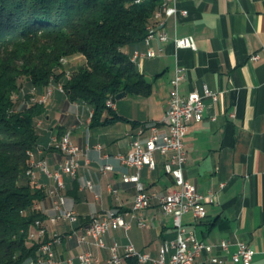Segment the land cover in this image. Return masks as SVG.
Segmentation results:
<instances>
[{"label": "crops", "instance_id": "crops-1", "mask_svg": "<svg viewBox=\"0 0 264 264\" xmlns=\"http://www.w3.org/2000/svg\"><path fill=\"white\" fill-rule=\"evenodd\" d=\"M170 4L177 12L163 18L166 41L155 36L149 42L143 39L123 48L131 60L136 51L150 48L156 52V56L134 61L145 79H150L146 94L126 92L115 99V109L102 112L95 125L92 105L70 101L57 88L44 102L45 112L37 120L39 139L30 158L31 168L45 159L54 169L62 159L56 145L66 133L81 148L89 147L79 157L76 174L64 176L65 187L60 193L65 203L60 211L53 210L52 199L41 192L43 185L53 188V180L40 170L30 177L40 191L34 209L42 214L45 229L42 237L36 227L31 233L40 241L64 235L55 248L54 264H79L78 254L84 250L92 252L99 264H107L108 249L99 248L85 233V227L107 210L131 218L136 189L132 183L123 182V175L138 172L152 193L175 188L173 178L164 171L165 158L160 153H156L154 169L139 170L123 164L115 155L127 153L131 136L147 123L158 122L161 132H169L164 120L178 69H183L178 86L182 97L193 90L203 93L205 85L217 95L216 100L204 99L203 119L192 121L185 136L188 161L184 176L199 192L213 193L216 198L215 202L205 203L203 220H196L192 212L182 216L183 225L207 245L194 264H214L212 258L235 264L231 257L239 242H246L253 251L249 264H264V0H170ZM157 24L158 19L153 18L149 25L157 29ZM185 37H193L196 50L176 47L174 40ZM255 54L259 58L253 60ZM62 60L64 79L85 63L82 54ZM62 82L53 80L51 84ZM47 87L34 90L24 79L18 87V97L23 99L20 108L29 107L24 101L32 90L41 97ZM97 143L101 150L94 148ZM105 163H110L113 170L103 174L100 169ZM110 187L119 189L117 197ZM65 210L74 211L76 220L66 219ZM138 220L145 225L140 226ZM103 238L106 245L113 241L122 246L132 243L138 251L156 258L164 242L175 240L176 230L172 217L164 216L159 203L153 200L149 207L135 212L130 230H109ZM222 238L228 241L227 248L221 247ZM120 252L124 255L123 249ZM122 264L154 263L124 256Z\"/></svg>", "mask_w": 264, "mask_h": 264}, {"label": "trees", "instance_id": "trees-1", "mask_svg": "<svg viewBox=\"0 0 264 264\" xmlns=\"http://www.w3.org/2000/svg\"><path fill=\"white\" fill-rule=\"evenodd\" d=\"M162 3L0 0V264H31L42 243L30 236L43 216L34 209L40 191L27 171L45 107L29 98V107L17 108L20 83L26 79L35 90L63 79L68 99L92 105V124H98L108 99L148 92L150 84L123 48L144 39ZM74 54L85 63L64 79L61 60Z\"/></svg>", "mask_w": 264, "mask_h": 264}, {"label": "built area", "instance_id": "built-area-1", "mask_svg": "<svg viewBox=\"0 0 264 264\" xmlns=\"http://www.w3.org/2000/svg\"><path fill=\"white\" fill-rule=\"evenodd\" d=\"M163 11H167V16L174 15L177 8L168 4ZM186 14V11H182ZM164 21L159 20L157 29L152 25H148V34L144 37L149 42L155 36L161 41H166L168 35L164 29ZM177 48L197 49V44L193 37L176 38L174 40ZM156 52L148 49L145 52L136 51L132 61L138 58L153 57ZM259 58L258 54L252 56L253 60ZM183 69H178L176 78L172 81L173 89L170 93L168 101V109L164 124L167 125L169 132H161L158 122H150L141 127L137 133L131 136L129 151L127 153H118L115 157L123 164L134 167L137 170L142 167L154 169L157 165L156 153H160L165 158L164 171L171 176L174 181L175 188L167 193L149 192L144 183L140 179L139 173L131 175H123V182L132 183L136 189V196L131 207V218L127 219L122 213L114 210L105 211L100 217H94L85 227V233L93 238L95 244L99 248H107L109 258L107 264H122L124 256L136 258L138 262L144 263L152 261L154 264H194L196 259L200 257L206 250L207 245L204 241L198 239L193 230H189L182 223V216L187 212H192L196 220L201 221L206 217L205 203L215 202L216 198L213 193L207 195L198 191L196 185L186 180L184 176V168L188 161V150L185 144V136L188 132L189 125L192 121L199 122L204 117L206 97H212L216 100V93L212 92L206 85L203 93L193 90L187 97H182L179 93V82L183 78ZM57 89L65 92L62 83L57 84ZM40 95H36L34 90L30 92V100L38 101ZM18 95L14 96V100L18 99ZM26 103V101H24ZM107 108L115 109V101L107 100ZM62 152V159L58 162L54 169H51L45 159L38 160L27 173L30 177H34L36 170L44 172L53 180V188L47 185L41 187V192L47 193L52 199V208L60 211L65 203V197L60 190L65 187V175H74L79 168V157L85 154L86 149L81 148L73 142L71 135L66 136L65 143L56 145ZM96 150H101L100 144H95ZM113 166L105 163L100 171L106 174L112 171ZM91 187L92 183L88 182ZM112 195L118 196L119 189L110 187ZM156 200L161 208L164 216H171L176 230V238L171 242H164L158 251V256L152 258L148 253L140 252L132 243L120 245L117 241H113L110 245H106L103 235L109 230L122 228L128 231L132 228V218L135 212L145 209ZM35 207V205H34ZM63 216L70 220H76V214L72 210H65ZM140 226L145 223L138 220ZM37 233L40 237L44 236L45 229L42 226V220L35 221ZM31 238H35V233H31ZM64 235H55L52 239L42 241L39 247V256L31 260V264H54L55 248L61 242ZM70 236V235H69ZM84 240V237L82 238ZM221 247L227 248L228 241L221 239ZM123 249L124 255L120 252ZM169 255V257H167ZM253 258V251L246 242H239L236 251L232 254V261L235 264H249ZM79 264H99V259L90 251L84 250L78 254ZM212 263L223 264L220 258H212Z\"/></svg>", "mask_w": 264, "mask_h": 264}, {"label": "bare ground", "instance_id": "bare-ground-1", "mask_svg": "<svg viewBox=\"0 0 264 264\" xmlns=\"http://www.w3.org/2000/svg\"><path fill=\"white\" fill-rule=\"evenodd\" d=\"M168 4V0H163V3L160 7V9H158V11L155 13V18L159 20L163 19L164 17H167V11H163L165 9V7ZM164 20V19H163ZM63 61V60H62ZM52 82H50V84L48 85L45 94H43L41 97H39L38 101L44 103L46 101V99L48 98V96L51 94L53 88H57V84L52 85ZM15 96V95H14ZM66 136H70V133H66L63 135V137L58 141L57 145H61L63 143H65V138ZM30 156H33V152H30ZM31 170V168L28 169L27 173H29V171Z\"/></svg>", "mask_w": 264, "mask_h": 264}, {"label": "water", "instance_id": "water-1", "mask_svg": "<svg viewBox=\"0 0 264 264\" xmlns=\"http://www.w3.org/2000/svg\"><path fill=\"white\" fill-rule=\"evenodd\" d=\"M146 80H147L148 82H150V79H148L147 77H146ZM125 94H126V92L123 91V92L119 93V94L115 97V99H120V98L124 97Z\"/></svg>", "mask_w": 264, "mask_h": 264}, {"label": "rangeland", "instance_id": "rangeland-1", "mask_svg": "<svg viewBox=\"0 0 264 264\" xmlns=\"http://www.w3.org/2000/svg\"><path fill=\"white\" fill-rule=\"evenodd\" d=\"M62 62V61H61ZM16 93H18V92H16ZM14 94V93H13ZM18 101H19V103H18ZM14 102H15V105H16V107L17 108H20L21 106H20V104H22V102H23V99H16V100H14Z\"/></svg>", "mask_w": 264, "mask_h": 264}]
</instances>
